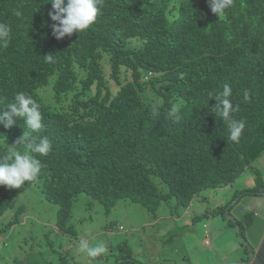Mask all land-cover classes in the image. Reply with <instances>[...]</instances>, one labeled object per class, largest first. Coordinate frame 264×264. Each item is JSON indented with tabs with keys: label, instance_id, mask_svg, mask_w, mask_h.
<instances>
[{
	"label": "trees",
	"instance_id": "16d2710c",
	"mask_svg": "<svg viewBox=\"0 0 264 264\" xmlns=\"http://www.w3.org/2000/svg\"><path fill=\"white\" fill-rule=\"evenodd\" d=\"M50 2L0 0V22L11 28L8 46L0 47V107L23 91L43 117L38 131L14 118L0 136L51 140L47 156L34 155L44 165L40 191L58 207L59 231L68 230L81 193L106 212L127 199L154 216L163 202L186 209L202 191L233 184L264 153V0H233L221 16L207 0H101L96 22L61 40L52 35ZM48 54L54 62L43 59ZM225 84L232 118L246 121L238 143L213 111ZM32 184L0 186V216ZM247 194L264 195V185L236 190L232 199ZM227 205L211 214L224 216ZM15 210L11 226L22 208ZM120 250L116 262L141 264L128 247Z\"/></svg>",
	"mask_w": 264,
	"mask_h": 264
},
{
	"label": "rangeland",
	"instance_id": "374dc122",
	"mask_svg": "<svg viewBox=\"0 0 264 264\" xmlns=\"http://www.w3.org/2000/svg\"><path fill=\"white\" fill-rule=\"evenodd\" d=\"M145 96L153 99L152 103L156 102L151 92L147 91ZM1 142L6 147L24 151L16 141L2 139ZM155 182L160 191H166L164 185ZM263 185L264 153L233 184L202 191L192 198L186 209L176 208L174 200L163 202L154 216L127 199L118 200L106 212L98 201L81 193L72 205L68 230L63 232L56 226L58 207L44 199L40 181H37L16 195L14 206L0 216V264H24L25 258L29 259L27 264H118L122 263L124 255L120 250L122 245L128 247L130 256L141 264H215L217 261L235 264L240 262L235 261L240 258L237 247L245 244L247 236L244 225L252 220H247V214L243 213L258 209L253 198L260 203L263 199L247 194L230 207V214L238 216L242 222L243 243L235 227L228 222V216L212 215L211 211L237 199H232L234 191ZM18 207L22 208L18 223L11 226L8 223ZM206 234L209 246L203 243ZM81 239L87 240L89 246L104 242L109 252L89 258L79 251ZM247 243L248 252L251 245ZM119 256L121 259L116 262Z\"/></svg>",
	"mask_w": 264,
	"mask_h": 264
},
{
	"label": "clouds",
	"instance_id": "9594fccd",
	"mask_svg": "<svg viewBox=\"0 0 264 264\" xmlns=\"http://www.w3.org/2000/svg\"><path fill=\"white\" fill-rule=\"evenodd\" d=\"M211 13L216 16L223 15L226 8L233 4V0H207ZM52 11L48 13L52 24V35L55 39L61 40L65 36H71L74 32L80 33L89 29L95 22L101 11V0H51ZM17 17L21 16L20 11H16ZM11 35V28L7 23L0 22V47H7ZM46 62H54V55L48 54L43 58ZM232 89L230 85L225 84L223 91L215 97V106L213 111L228 121L229 139L233 142H239V139L245 129L246 121L232 118L234 112L231 102ZM245 98L248 93L245 91ZM218 101V103H217ZM0 103L4 101L0 100ZM7 111H0V126L5 129L13 127L14 118H22L28 129L38 131L42 128V114L38 103L33 97L23 91L15 94L11 102L6 103ZM172 114L179 120L180 113L173 107ZM2 137V136H0ZM5 139L4 137H2ZM18 144H26L23 152L18 151L16 147H8L0 154V186L9 189H18L24 182L36 183L43 168V163L36 157L47 156L52 150V142L47 136L33 139L30 142L20 138ZM79 251L86 254L89 258H96L107 254L109 248L106 243L98 242L94 246H89V242L81 239L79 242Z\"/></svg>",
	"mask_w": 264,
	"mask_h": 264
},
{
	"label": "crops",
	"instance_id": "0c3cea01",
	"mask_svg": "<svg viewBox=\"0 0 264 264\" xmlns=\"http://www.w3.org/2000/svg\"><path fill=\"white\" fill-rule=\"evenodd\" d=\"M257 196H261L263 199L261 200L262 203H260L259 200H255L254 198L252 199V202L257 204L256 206L258 209L256 210L254 208L253 209L251 208L252 213H243V214H247L246 215L247 220H249L250 218L252 219L251 223H248L247 221V224H245L244 227L247 230V236H245V238L250 243L253 249V256L251 260L248 261V255L244 254L245 250L243 249L241 245H239L237 247V251L240 252V258L235 260L236 262L246 261L247 262L246 264H264V195H257ZM243 207H246V206H243ZM233 216L238 221V223H240V225L242 226V222H240V218L234 214ZM251 235L254 236L253 239L251 238ZM205 236H206V239L203 240V243L205 246H209L210 245L209 238L207 234ZM248 237H250V239H248ZM27 260L29 259L28 258L24 259L23 261L24 264H27ZM31 262L33 263V261ZM121 264H134V263L124 261ZM215 264H224V261H217Z\"/></svg>",
	"mask_w": 264,
	"mask_h": 264
},
{
	"label": "water",
	"instance_id": "95a60500",
	"mask_svg": "<svg viewBox=\"0 0 264 264\" xmlns=\"http://www.w3.org/2000/svg\"><path fill=\"white\" fill-rule=\"evenodd\" d=\"M237 201V199H235L230 205H228L226 208H225V214L228 216V219L229 220H231L233 223H234V227H235V230H236V233H237V235L239 236V238H240V240L242 241H244L245 239L242 237V236H240V234H239V227H238V224L236 223V219H235V217L234 216H232L231 214H230V211H229V208L235 203ZM243 241H242V243H243ZM245 242V246H246V248H247V241L245 240L244 241ZM252 256H253V249H252V247L251 246H249L248 247V261L249 260H251V258H252ZM247 262L246 261H242V262H238V263H235V264H246Z\"/></svg>",
	"mask_w": 264,
	"mask_h": 264
},
{
	"label": "built area",
	"instance_id": "2783aa9c",
	"mask_svg": "<svg viewBox=\"0 0 264 264\" xmlns=\"http://www.w3.org/2000/svg\"><path fill=\"white\" fill-rule=\"evenodd\" d=\"M206 243V242H205Z\"/></svg>",
	"mask_w": 264,
	"mask_h": 264
}]
</instances>
